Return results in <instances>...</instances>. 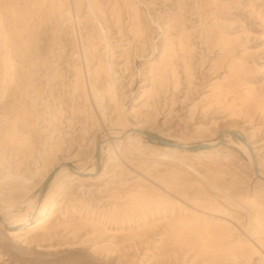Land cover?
<instances>
[{
  "label": "rangeland",
  "instance_id": "obj_1",
  "mask_svg": "<svg viewBox=\"0 0 264 264\" xmlns=\"http://www.w3.org/2000/svg\"><path fill=\"white\" fill-rule=\"evenodd\" d=\"M52 5L53 0H0V206L15 204V213L24 212L20 203L36 196L42 204L48 199L45 208L56 203L47 235L32 241L34 234L23 235L28 226L14 227L17 237L0 241V264H210L214 246L228 248L238 240L258 250L246 264H264V249L253 234L264 219V185L230 140L212 155L196 158L153 157L152 147L120 146L112 159L106 148L96 173L84 177L90 180L67 181L69 187L60 190L39 186L58 163L91 169L95 140L111 131L124 133L117 125L119 113L124 124L140 127V135L190 146L216 140L221 129L240 133L256 147L264 167V115L241 107L240 98L249 95L247 83L264 101V0H59ZM173 20L182 25L170 30L171 37L186 28L195 48L186 54L194 82L188 83L184 54L177 50L178 88L168 76L162 88L154 85V94H148L149 70L159 57L151 47L160 51L166 37L156 25L165 31ZM107 46L115 53L118 99L110 89L113 79L99 72ZM88 68L104 97V118L86 97ZM216 81L239 83L225 105L203 98ZM10 136L13 145L7 144ZM17 156L32 160L17 172L30 179L25 191L20 179L8 185L3 180L8 171L16 172ZM190 211L205 213L207 222ZM0 217L3 232L15 225L5 214ZM219 222L230 225L226 241L218 242ZM214 264L243 263L218 259Z\"/></svg>",
  "mask_w": 264,
  "mask_h": 264
},
{
  "label": "bare ground",
  "instance_id": "obj_2",
  "mask_svg": "<svg viewBox=\"0 0 264 264\" xmlns=\"http://www.w3.org/2000/svg\"><path fill=\"white\" fill-rule=\"evenodd\" d=\"M59 1V0H53V5L54 2ZM137 9V8H136ZM134 10V22H135V27L137 28V31L140 30V25L142 24L141 22V16L139 14L138 10ZM68 16H70V12L67 13ZM150 18V16H149ZM78 21V19H77ZM153 22V21H152ZM79 23V22H78ZM117 25V24H116ZM180 22L178 20H173L172 24L164 29L160 25L159 30L162 29L164 32L165 41L161 45L160 51H159V46L152 45L151 49L153 50V53L156 51L159 54V57L155 61L153 65H151V68L149 70V76H150V82L152 83V89H149L148 94H154V85H159V87L162 88L164 83L167 81L168 76H171L172 78V83L175 88H178L180 84V75L178 72V69L176 67V63L174 61V56L176 55L177 50L181 53L184 54L182 57L185 62V73L187 77V81L189 84H193L194 82V76L192 74L191 67L189 65V61L186 60V54H191L193 51H195V48L192 46L190 43V35L187 33L186 28H181L180 33L176 37H171L170 35V30L171 29H177L181 26ZM82 44V43H81ZM220 44L223 45V47L227 46V41L224 39H220ZM83 45V44H82ZM84 48V58L85 61L88 62L89 56H87L88 49ZM95 54L97 56V52L95 51ZM95 54L93 57H96ZM182 54V55H183ZM105 56H106V62L101 63L99 62V72L104 73V75L108 78H112V85L110 89L113 92L114 98H119L118 91H117V86L116 85V78L114 77L116 74V71L114 70V63L112 62L113 59H115V53L113 48L111 46H107L105 50ZM87 67V66H86ZM82 72H79L78 76V82L83 83L82 86L83 88L86 89L84 81L85 75ZM98 72L95 71L93 74V77L98 76ZM87 75L88 78L90 77V82L89 86L90 89L87 91V100H91L93 98V101L95 103L96 108L101 112L102 117H105V107L103 105V100L104 97L102 93L98 90L96 86V81L94 82L91 74V70L88 68L87 69ZM77 80V79H76ZM77 82V83H78ZM239 83L237 81L234 82H219L216 81L213 84V87L209 90L208 93L204 95V99L208 103H215L217 105H225L226 104V98L229 94L236 93V88H238ZM80 85V84H79ZM242 85V84H241ZM244 85L247 86L249 89V95L246 97H240L241 98V107H245L247 111L251 109H257L260 111L262 115H264V101L261 100V93L256 92V89L251 86L250 84L245 83ZM240 86V85H239ZM206 87V86H205ZM79 88V86H78ZM254 94V95H253ZM87 101V102H88ZM117 125L122 127L124 130V133H119V132H113L111 131L107 135H103V137H100L95 140L93 144V150H94V164L91 169L85 172V170L80 171L76 169H70L65 163H58L56 164L57 166H53L49 171L46 172L44 177L41 179L39 186L42 187L43 189L49 184V187H56L57 190L60 189H66L69 187L67 181H79V182H84L90 180L84 179L85 176L89 175H94L97 171V167L102 163V158L104 153L106 152V148L108 149V153L110 154L111 158L113 159L116 156V151L119 147H126L131 148V149H136V150H141L143 146L147 147H152L154 150L151 154V156H156V155H161V154H180L182 156H190V157H202L205 155H212L214 152H217L220 147L222 146V143L225 140H230L233 144H236L239 149L242 150L244 155L247 158L248 165L250 166L252 170V174L254 179L262 183L264 185V167L260 163V160L257 157V150L256 147L252 144L250 140L245 138L242 134H240L248 143L247 145L243 143L241 140L237 139L234 137V134L237 132L228 130V129H221L218 132V137L216 140L203 143L201 145H208L210 146L209 149H203L199 151H195L193 149L194 146H190L188 144L184 143H176L172 142L176 146H182L186 150H180L177 147H167V146H162L158 147L156 145H153L151 143L145 142V139L147 138V135L143 136L140 135V131L136 129H140L139 126L137 125H126L124 117L121 115V113L118 114V121ZM119 129V128H118ZM134 132V133H133ZM13 137L10 136L8 137L7 144L13 145ZM26 144L29 146V148L32 146L29 141L26 140ZM7 145V146H8ZM28 148V149H29ZM115 148H117L115 150ZM143 152V151H142ZM97 153H99V159H97ZM21 155V154H20ZM15 163H17V170L14 174L10 173L9 171L7 174L3 177L5 185H8V180H15V179H20L22 181V191L26 190V185L30 181L29 178L26 176H20L18 174V170L21 169L22 166H26L29 161H32L29 159V157L24 156V157H16L15 158ZM4 168H7L4 166V164H1ZM2 178H0L1 180ZM52 199V198H51ZM48 199L44 201L42 204L39 202L38 196L32 198V199H27L21 202V206L26 207V211L22 212L21 210L15 213V209L17 208L15 204H8L4 206H0V215L5 214L6 216L14 219V226H11L9 230H6L3 232V224L4 218L0 217V241L4 243H9L11 240L10 238H16L19 233L18 232H13L14 227H26L28 226L29 229L23 234V235H28V234H34V236H31L30 240H35L38 238H42L45 235L49 233V229L46 227L53 215V211L56 207V203L53 202L52 205L46 207ZM20 206V207H21ZM190 213L198 218L200 216L205 217V222H207V216L203 214L196 213L195 211H190ZM36 216H33V215ZM216 213H212L211 215H214ZM210 215V216H211ZM264 219L260 222L258 225L259 229L256 230L253 234L258 237V244L264 249ZM2 229V230H1ZM216 230L219 232L221 235V238L218 240V242L226 241L228 238L231 237L230 234V225L228 223L224 222H219L216 224ZM18 233V234H17ZM216 251L217 254L212 258V262L210 264H214L215 262L218 261V259H222L224 262H233V263H243L246 264V262H249L251 256L255 253L258 252V250L248 241H243V240H238L235 244L232 246L225 248L222 247V245L217 244L216 246L213 247Z\"/></svg>",
  "mask_w": 264,
  "mask_h": 264
},
{
  "label": "water",
  "instance_id": "obj_3",
  "mask_svg": "<svg viewBox=\"0 0 264 264\" xmlns=\"http://www.w3.org/2000/svg\"><path fill=\"white\" fill-rule=\"evenodd\" d=\"M234 137H236L237 139L241 140L246 145L248 144L246 142V140L240 134L236 133V134H234ZM146 139L148 141L156 142V143H158L160 145H163V146H167V147H177L180 150H186L182 146H176L172 142H169V141H166V140H163V139H158V138H154V137H151V136H147ZM209 148H210V146H208V145H196V146L193 147V149L195 151H199V150H203V149H209ZM97 159H99V153H97Z\"/></svg>",
  "mask_w": 264,
  "mask_h": 264
}]
</instances>
